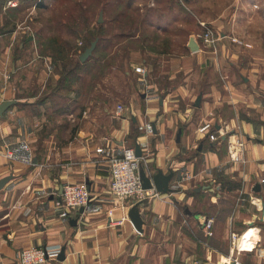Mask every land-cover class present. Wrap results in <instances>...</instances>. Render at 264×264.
I'll return each instance as SVG.
<instances>
[{"label":"crops","instance_id":"1","mask_svg":"<svg viewBox=\"0 0 264 264\" xmlns=\"http://www.w3.org/2000/svg\"><path fill=\"white\" fill-rule=\"evenodd\" d=\"M7 2L0 1V105L11 104L0 112V180L11 179L0 189V264H20L19 252L32 246L65 248L63 259L42 264H187L207 258L223 264L231 232L250 228L257 246L243 260L264 264V77L244 64L248 74L225 75V46L218 57L211 50L193 52L192 32L187 53L166 60L172 86H163L152 65L142 62L145 87L130 105L121 103L119 115L117 104L114 115L106 113L107 122L88 119L68 139L62 133L51 142L50 132L54 137L59 131H47L43 106L56 74L12 17L19 4ZM231 65L239 68L236 61ZM206 123L219 133L216 141L199 131ZM236 139L242 143L238 159L229 149ZM137 143L145 157L141 170L150 178L159 170L172 172L170 190L142 202L120 200L109 189V161L96 149L123 155ZM186 171L191 180H185ZM77 182L89 185L92 200L83 212L64 218L61 186ZM202 197L213 213L198 205ZM205 218L214 220L211 237Z\"/></svg>","mask_w":264,"mask_h":264},{"label":"rangeland","instance_id":"2","mask_svg":"<svg viewBox=\"0 0 264 264\" xmlns=\"http://www.w3.org/2000/svg\"><path fill=\"white\" fill-rule=\"evenodd\" d=\"M19 1L12 17L30 33L28 40L39 46L56 74L43 106L51 123L47 131L53 126L59 131L54 137L49 131L51 142L62 133L68 139L88 119L101 124L119 103L130 105L133 94L145 87L143 73L135 72L142 62L152 65V75L163 86H172L166 60L187 53L188 38L200 31L202 21L226 35L214 54L218 57L225 46V75L248 74L242 71L244 64L264 77V0ZM95 40L93 53L81 62L79 56ZM232 61L239 68L233 69ZM208 203L202 197L198 205L206 209Z\"/></svg>","mask_w":264,"mask_h":264},{"label":"built area","instance_id":"3","mask_svg":"<svg viewBox=\"0 0 264 264\" xmlns=\"http://www.w3.org/2000/svg\"><path fill=\"white\" fill-rule=\"evenodd\" d=\"M40 1V0H38ZM19 0H8L7 6H17ZM215 31V27L208 22H200V31L192 36V39L197 43V49L192 50L193 52L204 51L205 49L211 50L216 53L218 50V42L226 37L225 34H218ZM190 42V41H189ZM189 46V45H188ZM137 73H145V68L142 66H137L135 68ZM125 106L119 103L116 107V113L119 115ZM199 131L205 136L209 137L210 140L216 141L219 136L217 132L212 131L211 123H206L199 128ZM221 131V130H219ZM242 143L238 139L230 142L229 149L230 154L234 159H238L241 151ZM97 153L103 154L109 161L110 168V181L109 189L111 193L120 200L132 199L133 201L142 202L151 198L158 196L160 193L153 188H144L143 179L141 177V169L143 162H145V157L142 155L138 157L136 155L135 148L128 147L124 150L123 155H117L115 150L110 147H97ZM11 156V154H9ZM148 176V174L146 173ZM192 174L189 171L184 173L185 180H191ZM264 182V179H262ZM62 193L60 205L62 211L61 216L64 218H70L72 216L73 210H79L82 207H86L92 200L91 189L86 182L77 183H66L62 185ZM252 203L257 204L259 199L254 196H250ZM205 228V233L208 237L214 235L213 232V218H205L202 222ZM231 232L230 234V250L223 264H247L243 260L244 253L251 252L254 247L257 246L253 241L252 246L245 250L243 247L239 246L238 241L243 236L244 232ZM61 252L60 247H39L32 246L22 249L19 254L20 264H42L47 260H56ZM226 259H229L228 262ZM187 264H212L210 259L206 260H195L193 262L187 261Z\"/></svg>","mask_w":264,"mask_h":264},{"label":"water","instance_id":"4","mask_svg":"<svg viewBox=\"0 0 264 264\" xmlns=\"http://www.w3.org/2000/svg\"><path fill=\"white\" fill-rule=\"evenodd\" d=\"M99 22H102V16H100L99 18ZM97 44V40L93 41L91 43V46L88 47L84 52L81 53V55L79 56V59L81 60V62H84L92 53L93 50L95 49V46ZM189 47L191 50H196L197 49V43L195 42V40H193L191 38L190 42H189ZM200 103V98L197 99L196 101V105H199ZM11 104V102H4L3 104L0 105V112H2L5 108H7L9 105ZM135 151H136V155L138 157L142 156V148L141 146L137 143L135 146ZM141 177L143 179V186L144 188H153L155 187V189L158 192L161 193H166L170 190L169 188V182L173 177V173H169V174H164L162 171H158L156 174L153 175V178H150L149 176L146 175V172L144 170H141ZM11 179V176H7L4 177L0 180V189L5 185V183ZM152 179V181H151ZM62 187L61 186V190L60 192L62 193ZM85 209V207L80 208V212H83ZM76 219H74V223H76ZM133 223L135 224L136 228L140 229V221L136 220L135 218H133ZM65 256V248H61V252L58 258L63 259Z\"/></svg>","mask_w":264,"mask_h":264},{"label":"bare ground","instance_id":"5","mask_svg":"<svg viewBox=\"0 0 264 264\" xmlns=\"http://www.w3.org/2000/svg\"><path fill=\"white\" fill-rule=\"evenodd\" d=\"M256 230L254 228L247 229L243 236L238 241L239 246L243 247L245 250L252 246V241L255 242Z\"/></svg>","mask_w":264,"mask_h":264},{"label":"trees","instance_id":"6","mask_svg":"<svg viewBox=\"0 0 264 264\" xmlns=\"http://www.w3.org/2000/svg\"><path fill=\"white\" fill-rule=\"evenodd\" d=\"M81 61V60H80Z\"/></svg>","mask_w":264,"mask_h":264}]
</instances>
